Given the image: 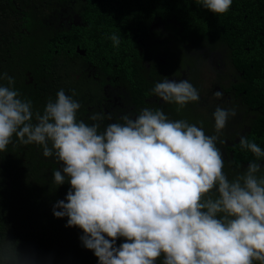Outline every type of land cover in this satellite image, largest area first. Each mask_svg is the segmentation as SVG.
I'll list each match as a JSON object with an SVG mask.
<instances>
[{
  "label": "clouds",
  "instance_id": "obj_1",
  "mask_svg": "<svg viewBox=\"0 0 264 264\" xmlns=\"http://www.w3.org/2000/svg\"><path fill=\"white\" fill-rule=\"evenodd\" d=\"M194 2L224 14L233 0ZM109 39L119 47L118 35ZM0 79L8 81L0 85V153L15 137L62 162L54 183L67 180L70 187L53 205V215L67 217L65 227L82 230L81 244L97 264H156L162 255L163 264H264V175H258L264 150L241 136V148L257 160L230 180L217 147L235 108L216 107L214 135L147 107L134 118L122 115L123 123H109L101 132L98 122L111 120V114H92L91 125L78 120L75 93L60 89L42 114L34 113L32 102L12 87L14 78L3 73ZM152 93L177 104L178 112L200 100L187 79L156 82ZM223 95L213 93L217 100ZM10 245L0 244V264H36L34 256L9 250Z\"/></svg>",
  "mask_w": 264,
  "mask_h": 264
},
{
  "label": "flooded vegetation",
  "instance_id": "obj_2",
  "mask_svg": "<svg viewBox=\"0 0 264 264\" xmlns=\"http://www.w3.org/2000/svg\"><path fill=\"white\" fill-rule=\"evenodd\" d=\"M129 2L126 10L124 0H0V25L6 23L12 35L6 56L16 65L7 74L14 78L12 87L24 91V99L31 97L37 105L54 100L60 89L70 96L75 93L73 99L81 105L78 120L91 125L92 114H111V120L98 122L101 132L109 123H123L122 115L134 118L147 107L161 109L171 120H186L202 127L206 135H214L216 107L235 108L237 115L229 117L218 134L224 143L218 140L217 147L223 154L226 175L244 173L257 158L241 148L240 137L264 150V96L248 95V99L246 90L236 92L229 86V81H235L236 61L216 53L204 38H190L166 5L158 6L157 11L150 1ZM114 33L120 37L119 47L109 39ZM22 42L33 56L27 67L18 64ZM165 79L189 80L200 100L178 112L177 104L152 93L155 83ZM216 90L223 92L222 99L213 97ZM48 161L53 166L45 173L54 183L53 172L62 162L54 157ZM54 185L51 183L53 189Z\"/></svg>",
  "mask_w": 264,
  "mask_h": 264
},
{
  "label": "trees",
  "instance_id": "obj_3",
  "mask_svg": "<svg viewBox=\"0 0 264 264\" xmlns=\"http://www.w3.org/2000/svg\"><path fill=\"white\" fill-rule=\"evenodd\" d=\"M138 1L141 4L150 1L157 11L158 6L166 5L169 15L187 29L190 38H204L205 44L216 53L236 61L235 81H229V86L236 92L246 90L248 99H251L248 95L264 96V0H233L224 14H214L194 0ZM130 4L124 0L126 10ZM4 24L10 28L6 23L0 25V74L16 69L6 59L12 35ZM22 45L18 64L27 67L33 56L23 42ZM6 82L7 79H0V85L6 86ZM19 94L24 99V91ZM45 104L43 100L38 105L32 103L33 112L42 114ZM48 160L50 157L43 155L41 146L20 144L15 137L7 152L0 153V244L11 241L9 250L16 248L34 256L36 264H97V257L81 244L82 230L65 227L67 217L53 215V205L65 198L70 185L66 180L65 184L52 188L54 183L45 173L53 166ZM228 173L230 180L243 174ZM258 175H264V169ZM121 242L123 238L117 244ZM156 264H163V255Z\"/></svg>",
  "mask_w": 264,
  "mask_h": 264
}]
</instances>
